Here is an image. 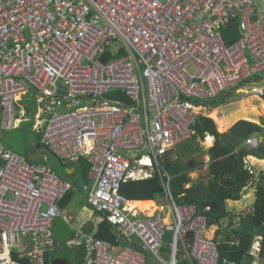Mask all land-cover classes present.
Returning <instances> with one entry per match:
<instances>
[{
    "label": "built area",
    "instance_id": "2783aa9c",
    "mask_svg": "<svg viewBox=\"0 0 264 264\" xmlns=\"http://www.w3.org/2000/svg\"><path fill=\"white\" fill-rule=\"evenodd\" d=\"M259 5L264 0H0V264H44L55 220H72L60 206L72 185L1 145L28 113L18 106L29 91L40 103L41 142L64 163H88L86 205L129 243L98 239L82 222L68 243L82 248L81 264H217L206 217L175 202L164 159L192 138L218 97L245 85L264 99ZM235 18L241 36L227 45L221 31ZM117 90L135 104L104 98ZM259 142L252 135L244 145ZM243 168L257 173L248 156ZM154 175L168 211L130 209L122 184ZM259 249L255 241L252 264H264Z\"/></svg>",
    "mask_w": 264,
    "mask_h": 264
},
{
    "label": "trees",
    "instance_id": "16d2710c",
    "mask_svg": "<svg viewBox=\"0 0 264 264\" xmlns=\"http://www.w3.org/2000/svg\"><path fill=\"white\" fill-rule=\"evenodd\" d=\"M239 27L240 18H235L222 28L221 33L225 44L230 45L240 38ZM254 80L255 78H251L248 81ZM224 96L226 97V95L220 97L222 98L220 102L221 100L224 101ZM218 99L212 101L213 106L216 107ZM192 129L194 131L192 138L187 141L189 146L187 153L190 155L202 151L197 139L203 140L207 135L214 137L213 145L202 151L209 157L208 162H205L207 164V180H193L190 177V172L195 167L204 164L203 161H195L194 163L192 160L183 161L171 156L172 151L170 155L165 157L164 164L172 177L170 189L175 202L178 205H193L196 214H202L206 217L208 227L217 225L213 235L219 254L217 264H252L253 256L250 252L255 241H258L260 245L258 256L264 261V172L259 173L255 179L254 175L243 168V158L247 155L264 159V120L262 119L260 124L238 120L226 132L220 133L211 118L199 115L192 125ZM252 135H258L262 138L257 148H249L244 145L245 140ZM41 137L29 155L36 148H46L41 142ZM75 165L80 171L84 183L88 182V163L79 160ZM254 180H256V184L252 209L247 214H238V221L234 223L233 219L236 218V215L228 209L227 201H240L246 195L247 187ZM75 192L78 193L75 189H71L60 202V206L66 207ZM120 192L129 200L139 201L153 200L156 196L163 195L160 178L157 175L149 179L125 182L122 184ZM225 218L230 220L231 231L224 238L217 240L222 233L219 223L221 219ZM73 234L74 232H72L69 241L73 239ZM93 235L98 239L114 244H129L125 241L116 240L115 233L105 219L99 218ZM164 239L166 243H170L172 235L168 236L166 233ZM186 240L187 242L190 241V234ZM70 246L73 245H69L68 242L61 244L55 241V247L45 255L44 264H56L58 260L68 257L71 259L70 264H72V257L68 254ZM77 247L74 262L81 264L83 252L80 246ZM20 264L31 263L28 260H22Z\"/></svg>",
    "mask_w": 264,
    "mask_h": 264
},
{
    "label": "rangeland",
    "instance_id": "374dc122",
    "mask_svg": "<svg viewBox=\"0 0 264 264\" xmlns=\"http://www.w3.org/2000/svg\"><path fill=\"white\" fill-rule=\"evenodd\" d=\"M260 10L264 12V6L259 5ZM249 88V89H248ZM250 87L245 85H241L237 91L230 90L224 98V101L221 100L220 97L217 99V113L221 118L227 119L229 123L226 125L224 121V127L218 132L223 133L226 132L230 126H232L238 120H246L252 123L260 124L262 119L264 120V99L256 96L253 92H251ZM248 100V102H246ZM19 106L25 108L28 113L22 117L21 122L14 129L6 130L2 133L1 145L5 150L13 151L22 155H29V153L33 150L34 145L39 142V138L41 136V130L38 124V118L35 116V113L38 111V107L40 103L36 101V94L33 91L27 92L25 95L21 96L19 99ZM87 102H82L78 107L86 105ZM212 108H210L207 113L208 115ZM256 115V116H255ZM210 117L214 123L215 120ZM24 118V119H23ZM254 121H251V120ZM232 120H235L232 122ZM232 122V123H231ZM257 136L260 140L262 139L260 136ZM207 137V136H206ZM212 137V136H211ZM202 151L207 150L214 143V137L211 144H206V138L203 140L197 139ZM189 146L187 142H182L175 146L173 153L171 156L177 157L183 161L192 160L195 161H203L204 164L201 166L195 167L190 172V177L193 180L202 179L204 181L207 180V162L209 160L208 155L204 154L202 151H198L192 155L188 154ZM45 159L42 161H35V163L47 165L48 168L54 172L56 175L61 177L63 180L72 185L73 189L76 191L81 190L82 185L84 184V179L75 165L76 162L64 163L60 161L55 155H53L50 151L44 152ZM206 162V163H205ZM75 168L72 173H68V169ZM257 173H255L254 177L257 179V175L261 172H264V169L260 170L259 168H255ZM255 184L256 180H254L248 187L247 193L240 201H227L228 209L236 215L234 217L233 222L237 223L238 214L243 213L247 214L252 209V204L255 197ZM248 194V195H247ZM154 207L143 205L142 210L147 214L151 215L155 210V205L157 207L163 206V210L166 213L168 211L169 205L166 198L163 195L156 196L153 199ZM66 210L69 212L70 216H72V220L67 223L62 217H58L53 226V239L58 243L70 242L69 239L71 237L72 232H74L82 222L92 221L96 224L97 220H99V215H96L92 212L91 208L84 203V199L82 194L75 192L71 201L66 206ZM141 210V211H142ZM230 220L228 218L221 219L219 226L221 228L222 233L218 236V239H222L226 236L227 233L231 231ZM215 227H209L207 235L210 233L212 236ZM168 236H170V232H167ZM169 242V240H167ZM181 248L182 245L179 244ZM253 247V245H252ZM78 250L77 246H70L68 250V254L72 257V264H75V255ZM167 257V255H165Z\"/></svg>",
    "mask_w": 264,
    "mask_h": 264
},
{
    "label": "water",
    "instance_id": "95a60500",
    "mask_svg": "<svg viewBox=\"0 0 264 264\" xmlns=\"http://www.w3.org/2000/svg\"><path fill=\"white\" fill-rule=\"evenodd\" d=\"M104 98L109 99V100H117V101L129 104V105L135 104L133 101L129 100V98L125 95L124 92L120 90L107 93L104 95ZM46 151L47 149L45 147L38 148L37 150H35L32 154L28 156V159L32 162L42 161L45 159L44 152ZM93 228H94L93 222H88L86 223L84 230L85 232L89 233L93 231ZM70 263H71V259L69 257L62 258L56 262V264H70Z\"/></svg>",
    "mask_w": 264,
    "mask_h": 264
},
{
    "label": "crops",
    "instance_id": "0c3cea01",
    "mask_svg": "<svg viewBox=\"0 0 264 264\" xmlns=\"http://www.w3.org/2000/svg\"><path fill=\"white\" fill-rule=\"evenodd\" d=\"M240 28V27H239ZM264 101V100H263ZM212 109L211 110H215V108H217V106L215 107V106H213V107H211ZM217 110V109H216ZM28 112V111H27ZM212 113V112H211ZM209 116V115H208ZM208 116H206V117H208ZM210 118V117H209ZM224 121H225V123H226V125H228L229 123L227 122V119H225L224 118ZM235 120H232V122H234ZM231 122V123H232ZM231 127V126H230ZM40 130H41V133H42V127H40ZM41 136H42V134H41ZM208 136V135H207ZM211 136V135H210ZM255 136V135H254ZM213 137V136H212ZM257 137V136H256ZM258 138V137H257ZM259 139V138H258ZM2 140V139H1ZM190 140V139H189ZM189 140H187V141H189ZM187 141H185V142H187ZM259 141H261L260 139H259ZM213 145V144H212ZM248 147V146H247ZM250 148V147H249ZM38 148H36L35 150H37ZM34 150V151H35ZM248 157H249V160H250V162L255 166V168H259L260 170L262 169H264V159H259V158H256V157H254V156H251V155H247ZM165 160V159H164ZM75 169L74 168H72V169H68V173H72L73 171H74ZM88 182H89V178H88ZM85 183H87V182H85ZM84 183V184H85ZM78 193H80V194H82V196H83V199H84V197H85V193L82 191V189L81 190H79L78 191ZM248 195V194H247ZM139 200H131V204H132V202H138ZM141 201H146V200H141ZM150 201H153V200H150ZM84 203H85V200H84ZM88 206V205H87ZM160 207V206H159ZM159 207H157L156 205H155V209L156 208H159ZM163 207V206H162ZM64 208H66V207H64ZM92 210V209H91ZM138 210V209H137ZM139 211H141V210H139ZM92 212L93 213H96V212H94L93 210H92ZM141 212H143V210L141 211ZM99 218H101V219H103V217H102V215H99ZM56 221V220H55ZM98 221V220H97ZM66 222V221H65ZM85 222V221H84ZM88 222H92V221H86L85 222V225H86V223H88ZM93 224H94V228H93V231H92V233L95 231V229H96V224H97V222H96V224L93 222ZM85 225H84V228H85ZM111 227V226H110ZM211 227H215L214 228V230H216V228H217V225H213V226H211ZM90 233V232H89ZM214 233H215V231H213V234H212V236L214 235ZM74 235V234H73ZM210 235H211V233H210ZM209 235V236H210ZM122 241H125L126 243H128V241L127 240H122ZM119 244H123V243H119ZM124 245H127V244H124Z\"/></svg>",
    "mask_w": 264,
    "mask_h": 264
},
{
    "label": "bare ground",
    "instance_id": "6f19581e",
    "mask_svg": "<svg viewBox=\"0 0 264 264\" xmlns=\"http://www.w3.org/2000/svg\"><path fill=\"white\" fill-rule=\"evenodd\" d=\"M212 118L215 120L216 125L218 127V130H221L224 127V118L223 116L220 118L218 116L217 110H213L211 113ZM206 138V144H211L213 141V137H211L210 135H208ZM143 205H147V206H151L154 207V202L150 201V200H146V201H138V202H132L131 201L128 203V207L130 209H138V210H142ZM168 221V219L166 220ZM257 247V246H256Z\"/></svg>",
    "mask_w": 264,
    "mask_h": 264
}]
</instances>
